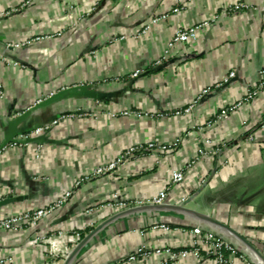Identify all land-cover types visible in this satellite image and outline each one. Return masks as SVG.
Returning <instances> with one entry per match:
<instances>
[{
    "label": "crops",
    "instance_id": "obj_1",
    "mask_svg": "<svg viewBox=\"0 0 264 264\" xmlns=\"http://www.w3.org/2000/svg\"><path fill=\"white\" fill-rule=\"evenodd\" d=\"M0 15V147L32 135L0 154V219L72 192L37 225L0 231V264H115L143 244L192 248L195 228L234 244L229 264H264V191L255 186L264 167V0H0ZM204 22L196 42L164 59L179 29ZM131 147L135 157L93 175ZM172 168L187 171L185 190L162 207L137 205L159 194ZM169 264L217 263L202 249L201 261Z\"/></svg>",
    "mask_w": 264,
    "mask_h": 264
},
{
    "label": "built area",
    "instance_id": "obj_2",
    "mask_svg": "<svg viewBox=\"0 0 264 264\" xmlns=\"http://www.w3.org/2000/svg\"><path fill=\"white\" fill-rule=\"evenodd\" d=\"M236 11H241L243 8H245L244 5L239 4L236 7ZM181 8L176 7L174 9V13H180ZM1 18V15H0ZM167 18V16L162 17V19ZM161 20L155 19L154 23H157ZM208 23L204 22L203 24L195 25V26H189L186 28H181L177 31L175 37L169 42L168 48L165 52L164 59L168 57L170 54V51L174 49L178 45L186 46L193 44L197 41L199 37L200 31L207 26ZM160 64V63H158ZM141 72L136 71L133 74L134 78H138L140 76ZM264 78V71L262 73ZM235 73H230L229 77L225 80L226 83L231 81L235 78ZM208 91H206L204 94H207ZM258 92H254L249 96L250 98H253V96L257 95ZM2 96L1 87H0V97ZM243 104V101H240L234 105H231L230 107H227L225 109H222L218 115V120L226 119L232 112L237 110L241 105ZM180 112H177V115H180ZM123 116L126 117H135L137 119H141L144 117L149 116L148 113H142L139 111H131V110H125L122 113ZM60 120H55L51 123L50 126H57L59 124ZM50 126L45 127H38L36 128L33 133L35 135H41L45 133V131L49 130ZM31 133H24L19 135L17 138H15L11 143H8L4 146L0 147V154H2L4 151H6L9 147H14L15 145H22L27 147L31 140ZM251 137V136H250ZM253 140V138H250ZM212 139H206L204 141L203 147L199 149V157L205 156L208 154L207 147L211 146ZM154 144L150 143L147 147L150 149L154 148ZM41 145L38 146V151L40 153L41 151ZM160 151H166L168 148L166 146L158 147ZM140 148L138 147H131L129 148L124 154L120 155L116 160L107 162L105 164L98 165L94 169L93 175L95 177H103L106 174L113 173L116 171L121 165L135 157L137 152ZM39 155V154H38ZM37 155V158H38ZM197 157L193 161H190L187 168L190 169L193 167V165L197 162L199 159ZM186 178H187V171H183L177 168H172L170 170V178L169 181L166 182V184L163 186V188L160 190L159 194L148 201H138L137 205L139 206H151V207H162L166 205L169 201V195L172 190L180 189L182 191L186 188ZM186 195V194H185ZM72 196V192H66L64 193L55 203L56 205L53 207H39L30 211H22L20 213H15L13 215H10L6 218L0 219V231H16L20 229L23 225H37L40 221H42L44 218L48 216V214L52 213L57 207H60L64 203H67L69 198ZM117 197V196H116ZM188 198V196L183 197V201H185ZM110 206H114L115 204L110 203ZM118 208H126L125 203H117L115 205ZM155 230L162 229L164 231L170 232L171 228L169 225L165 223H159L156 225H153ZM193 235L197 237V239L194 241L192 248L185 249L182 251H173L170 249H167L166 251L158 248V249H151L148 247V245L143 244L141 247H139L134 253L130 254L129 257L122 262H117L115 264H139V259L143 258H149L154 255H162L166 254L167 261L163 262L161 264H169L176 263L181 259H186L189 256H194L198 261H201V251L202 249L207 251V253L211 254L215 257L217 264H229L228 255L235 256L238 254V251L234 244L231 242H227L226 239H223L222 237H218L212 233H203L200 228H195L192 231ZM79 238V235L76 234V239ZM254 264H259L257 261L254 262Z\"/></svg>",
    "mask_w": 264,
    "mask_h": 264
},
{
    "label": "rangeland",
    "instance_id": "obj_3",
    "mask_svg": "<svg viewBox=\"0 0 264 264\" xmlns=\"http://www.w3.org/2000/svg\"><path fill=\"white\" fill-rule=\"evenodd\" d=\"M258 176L259 178L255 180L257 182L255 186L256 188H258V190L264 191V167H263V173L258 174Z\"/></svg>",
    "mask_w": 264,
    "mask_h": 264
},
{
    "label": "water",
    "instance_id": "obj_4",
    "mask_svg": "<svg viewBox=\"0 0 264 264\" xmlns=\"http://www.w3.org/2000/svg\"><path fill=\"white\" fill-rule=\"evenodd\" d=\"M234 232V231H233ZM235 233V232H234ZM236 234V233H235Z\"/></svg>",
    "mask_w": 264,
    "mask_h": 264
}]
</instances>
